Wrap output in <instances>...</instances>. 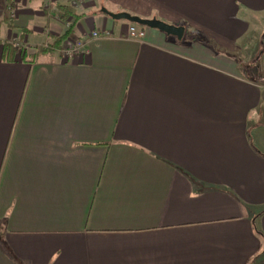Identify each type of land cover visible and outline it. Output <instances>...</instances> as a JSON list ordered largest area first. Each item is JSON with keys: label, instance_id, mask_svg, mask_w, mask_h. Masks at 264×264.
<instances>
[{"label": "crops", "instance_id": "0c3cea01", "mask_svg": "<svg viewBox=\"0 0 264 264\" xmlns=\"http://www.w3.org/2000/svg\"><path fill=\"white\" fill-rule=\"evenodd\" d=\"M73 1L0 0V264H264V0Z\"/></svg>", "mask_w": 264, "mask_h": 264}, {"label": "rangeland", "instance_id": "374dc122", "mask_svg": "<svg viewBox=\"0 0 264 264\" xmlns=\"http://www.w3.org/2000/svg\"><path fill=\"white\" fill-rule=\"evenodd\" d=\"M148 29L149 28H144L145 31ZM262 38H264V13H261L252 20L249 32L242 39L236 42V45L233 49L229 50L231 57H235L236 59H238L242 67L245 64L246 67H248L247 64L256 62V56L258 55V52L262 47ZM198 43H207L206 45L208 46V48L212 47V44L214 45V47H216V49L219 47L202 34H198ZM252 73H254V71H252ZM261 118L262 117L258 115L254 117V119L256 120H259ZM257 124L258 123H255V125ZM261 125L263 131L261 132V136L264 139V119H261ZM254 131V128H252L251 132L253 133Z\"/></svg>", "mask_w": 264, "mask_h": 264}, {"label": "water", "instance_id": "95a60500", "mask_svg": "<svg viewBox=\"0 0 264 264\" xmlns=\"http://www.w3.org/2000/svg\"><path fill=\"white\" fill-rule=\"evenodd\" d=\"M103 11L115 20L123 19L129 23L137 24L139 26L157 29L167 35L176 37L178 40L182 39L184 34V27L172 25L157 18H141L136 15H131L127 12L111 13L105 9H103Z\"/></svg>", "mask_w": 264, "mask_h": 264}, {"label": "built area", "instance_id": "2783aa9c", "mask_svg": "<svg viewBox=\"0 0 264 264\" xmlns=\"http://www.w3.org/2000/svg\"><path fill=\"white\" fill-rule=\"evenodd\" d=\"M78 0H74L73 3H76ZM110 32L104 31L101 33L98 32H91L90 36H86L83 39L80 40H72V39H66L63 44V54L65 57L72 56L73 54L77 52H85L86 46L90 41L93 39H98L100 37H109ZM128 37L133 39H141L144 37V30L142 28H139L135 24H131L129 27ZM18 45V43H17Z\"/></svg>", "mask_w": 264, "mask_h": 264}, {"label": "trees", "instance_id": "16d2710c", "mask_svg": "<svg viewBox=\"0 0 264 264\" xmlns=\"http://www.w3.org/2000/svg\"><path fill=\"white\" fill-rule=\"evenodd\" d=\"M133 24V23H132ZM135 25H137V24H135ZM139 26V25H138ZM141 28H145V27H143V26H140ZM263 50H264V43H262V47H261V49L259 50V52H258V55L261 53V52H263ZM258 55L256 56V58L258 57ZM253 63V62H252Z\"/></svg>", "mask_w": 264, "mask_h": 264}]
</instances>
